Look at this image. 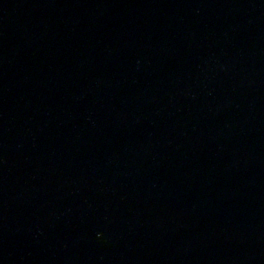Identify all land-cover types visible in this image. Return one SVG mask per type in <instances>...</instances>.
<instances>
[{"label": "water", "instance_id": "obj_1", "mask_svg": "<svg viewBox=\"0 0 264 264\" xmlns=\"http://www.w3.org/2000/svg\"><path fill=\"white\" fill-rule=\"evenodd\" d=\"M0 264H264V0H0Z\"/></svg>", "mask_w": 264, "mask_h": 264}]
</instances>
